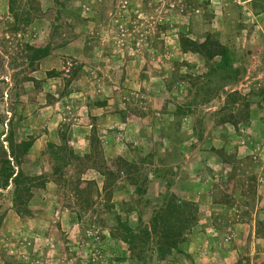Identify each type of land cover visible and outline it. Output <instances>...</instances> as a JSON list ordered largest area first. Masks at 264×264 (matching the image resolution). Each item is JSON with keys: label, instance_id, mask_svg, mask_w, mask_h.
<instances>
[{"label": "rangeland", "instance_id": "obj_1", "mask_svg": "<svg viewBox=\"0 0 264 264\" xmlns=\"http://www.w3.org/2000/svg\"><path fill=\"white\" fill-rule=\"evenodd\" d=\"M15 1L18 20L0 0V167L35 187L16 196L0 174V264H264V0ZM181 34L227 47L233 74ZM11 134L32 143L19 166ZM171 199L195 204L175 249L123 242Z\"/></svg>", "mask_w": 264, "mask_h": 264}, {"label": "trees", "instance_id": "obj_2", "mask_svg": "<svg viewBox=\"0 0 264 264\" xmlns=\"http://www.w3.org/2000/svg\"><path fill=\"white\" fill-rule=\"evenodd\" d=\"M258 6H260V10L264 12V2L262 5ZM15 8L16 1L9 0V11L13 14L15 20H18V13H16ZM28 17L29 16H26L25 18L27 19L23 20L25 21V24L26 22H30ZM179 44L181 52L183 53L192 52L195 54H200L204 57H207L209 60H213L214 58L219 56L220 62L217 64L216 68L212 70L211 74H215L217 76L233 74V64L230 57L231 52L227 47L219 44V42H217L216 40H213L209 37L203 42H199L189 38L184 34H181L179 38ZM27 48L32 53L30 55L32 62L43 60L49 56L48 47L36 48L33 46H27ZM261 95L264 96V91L261 92ZM234 99L236 98H233V100ZM248 115L249 113H247V117ZM8 143L13 160L17 163V166H19L21 163V156L27 154V152L32 147V143L30 141H21L19 143H15L12 134L8 139ZM48 147L51 152H54V150L57 149L53 144H49ZM60 149L61 148H58L59 151H56V156L60 160H64L62 155L59 153ZM126 167H128L126 174L130 176V178L135 177V175L133 174L135 168L131 166V164L126 165ZM0 174L3 175L4 180V183L2 185H8L10 180L15 183L16 196L24 194L32 195V188L35 187V177L26 176L21 170H18V172L15 173L14 168L11 166V161L8 160L7 156L1 161ZM231 179L232 178H230L228 182H230ZM236 184L237 183L233 184V187ZM134 185L136 186L137 183H134ZM139 188L141 187L138 186L137 190H139ZM192 206L194 207L195 204L181 203L180 205V202L176 203L171 199V202L166 207V209L157 211V214L153 217V221L151 224L153 233H151L148 227L141 229L140 232H136L132 227L129 226L128 222L124 223L125 235L123 237V242L129 244L132 249H138L140 251L144 249L146 251L150 239L154 237L157 240L156 249L159 251L160 256H162L165 252H168L171 249H175L177 245V239L182 236V230L186 228L187 224L192 220L191 214H189L188 216L186 213V208Z\"/></svg>", "mask_w": 264, "mask_h": 264}]
</instances>
